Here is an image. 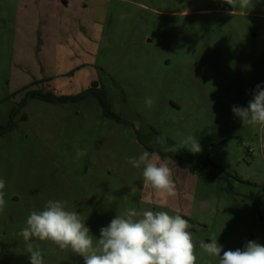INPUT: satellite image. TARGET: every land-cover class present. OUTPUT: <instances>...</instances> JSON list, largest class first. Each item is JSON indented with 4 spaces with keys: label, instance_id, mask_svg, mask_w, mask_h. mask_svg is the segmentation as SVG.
Returning a JSON list of instances; mask_svg holds the SVG:
<instances>
[{
    "label": "rangeland",
    "instance_id": "374dc122",
    "mask_svg": "<svg viewBox=\"0 0 264 264\" xmlns=\"http://www.w3.org/2000/svg\"><path fill=\"white\" fill-rule=\"evenodd\" d=\"M258 84L264 87V0L243 9L223 0H0L2 127L16 110L15 128L0 134L7 201L0 264H30L19 233L48 200L77 211L94 239L127 209L178 213L191 225L196 264H219L201 240H216L221 256L248 241L264 246V136L232 112L248 106ZM92 89L77 101L33 96ZM101 93L119 120L104 114ZM161 135L168 145L196 136V154L231 177L180 167ZM77 148L87 154L78 158ZM145 150L168 161L174 197L143 188L142 168L128 158ZM32 247L44 264H84L51 241L32 238Z\"/></svg>",
    "mask_w": 264,
    "mask_h": 264
},
{
    "label": "clouds",
    "instance_id": "9594fccd",
    "mask_svg": "<svg viewBox=\"0 0 264 264\" xmlns=\"http://www.w3.org/2000/svg\"><path fill=\"white\" fill-rule=\"evenodd\" d=\"M223 2L232 9L237 5L243 9L251 0ZM145 105L151 108L152 98H146ZM232 112L243 125L252 126L264 136V87L258 84L248 106H233ZM134 123L139 129V121ZM158 142L165 152L175 153L182 148L193 154L202 151L194 135H188L174 145H168L167 137L161 135ZM86 154V150L76 149L78 158ZM128 163L134 168H142L144 189L165 198L176 195L173 171L158 153L145 150L138 157L128 158ZM5 187V180L0 178V212L7 204ZM190 227L189 221L178 213L127 209L102 227L99 238L94 239L77 211L67 210L65 201L48 200L43 210L30 212L19 235L27 244L30 264H44L42 252L32 247V238L51 241L61 250L71 249L83 258L84 264H196V243ZM199 247L209 256L218 257L219 264H264V246L255 241H248L243 249L224 251L222 256V246L216 240L210 243L201 240Z\"/></svg>",
    "mask_w": 264,
    "mask_h": 264
},
{
    "label": "trees",
    "instance_id": "16d2710c",
    "mask_svg": "<svg viewBox=\"0 0 264 264\" xmlns=\"http://www.w3.org/2000/svg\"><path fill=\"white\" fill-rule=\"evenodd\" d=\"M92 92H94L93 89L89 90L85 94L78 95L76 97H67V98H59V99H56L49 94H42V93H34L33 96L48 103H55V102L77 101L90 95ZM96 98L99 100V103L104 110V114L107 117H112L119 120L117 116L113 115L108 110V106L106 103V96L104 93L96 94ZM21 105L24 107L26 105V101L24 100ZM15 115H16V110H13L10 114L11 122L7 127H2L0 125L1 135H5L11 132L15 128V124L12 121ZM173 156L178 160V164L180 167L184 168L186 166H190L193 172L200 174L204 178H208V179L218 178V174L216 172H213V169L216 171H220L223 175V178L225 179L231 177V175L228 172L223 171L221 166L212 162L209 158L197 154H193L184 148L173 153Z\"/></svg>",
    "mask_w": 264,
    "mask_h": 264
}]
</instances>
